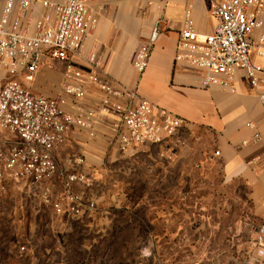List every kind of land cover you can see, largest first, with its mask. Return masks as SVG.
Wrapping results in <instances>:
<instances>
[{
    "label": "crops",
    "instance_id": "obj_1",
    "mask_svg": "<svg viewBox=\"0 0 264 264\" xmlns=\"http://www.w3.org/2000/svg\"><path fill=\"white\" fill-rule=\"evenodd\" d=\"M216 1L116 0L101 4L88 1V9L97 22L85 39L80 56L73 60V66L87 82L86 96L81 100L64 97L61 91L64 65L47 57L42 58L32 82L22 81L29 85L25 88L42 97L64 98L65 112L75 114L99 107L101 92L92 81L96 79L124 95L134 93L136 98L131 102L144 99L182 118L185 125L159 146L146 144L120 152L111 132L113 117H93L87 120L92 124L91 130L71 128L65 145L54 153L60 172H77L87 178L101 165L143 159L150 166V185L157 188L162 182L169 183L174 176L185 179L184 172L173 173L174 166L205 140L209 147L200 152L201 167L211 165L218 168V173L203 171L202 175L213 180L217 175L220 178L212 189L214 210L232 215L231 225L236 229L242 223L254 228L264 225V114L258 99L259 90L249 85L241 71H236L232 89L204 87L200 69L175 61L186 13L198 35H209L216 24L212 14ZM30 13L34 16L36 8ZM258 23L250 36L254 44L252 61L264 69V59L256 54L264 52V44L259 42L264 36V5ZM154 26L158 28V35L149 45ZM146 45H149L147 67L139 74L133 68V60L135 53ZM1 134L11 140L14 138L11 134ZM254 134L260 136L258 142L251 141ZM244 141L246 145H242ZM56 180L62 190L61 182ZM237 212L244 213L242 220H237Z\"/></svg>",
    "mask_w": 264,
    "mask_h": 264
},
{
    "label": "built area",
    "instance_id": "obj_2",
    "mask_svg": "<svg viewBox=\"0 0 264 264\" xmlns=\"http://www.w3.org/2000/svg\"><path fill=\"white\" fill-rule=\"evenodd\" d=\"M90 0L42 2V12L36 18L31 12V0H0V134L14 138L0 139V191H4L6 176L30 185L60 180L68 210L79 214L85 210L73 185L86 178L77 173L59 171L54 153L65 145L66 134L73 127L92 129L87 120L111 115V132L120 152L134 146L161 145L174 137L185 121L134 93L123 94L105 83L92 81L101 92L99 107L69 114L63 109L65 100L51 99L31 93L23 84L32 82L42 64V58L62 62L61 91L64 97L81 100L86 96L87 82L73 66L83 49L85 39L97 22L88 9ZM111 3L116 0H92ZM264 0H218L212 5L215 27L209 35H198L190 15L186 13L176 45L175 61L200 69L202 85L232 89L236 71H241L249 85L259 90V102L264 114V69L252 61L254 44L250 40L257 29ZM158 35L156 26L150 32L149 45ZM264 44V36L259 39ZM148 45V46H149ZM148 46L134 56L133 68L142 74L148 62ZM264 59V52L257 51ZM90 135L93 132L90 131ZM260 136L254 134L252 142ZM247 142H242L246 145ZM215 156L218 152L214 153ZM80 162V161H79ZM49 188V187H48ZM46 188L44 192H48ZM54 208L59 210V204ZM248 258L244 264H264V225L254 228L248 242Z\"/></svg>",
    "mask_w": 264,
    "mask_h": 264
},
{
    "label": "rangeland",
    "instance_id": "obj_3",
    "mask_svg": "<svg viewBox=\"0 0 264 264\" xmlns=\"http://www.w3.org/2000/svg\"><path fill=\"white\" fill-rule=\"evenodd\" d=\"M43 1L31 0L36 18ZM207 143L174 166L173 173L184 172L185 179L174 176L157 188L150 185L147 160L99 166L74 187L85 207L79 214L68 210L57 180L30 186L6 176L0 191V264H244L254 227L242 223L236 229L232 215L214 210L212 189L220 178L202 172L218 168L199 161Z\"/></svg>",
    "mask_w": 264,
    "mask_h": 264
}]
</instances>
